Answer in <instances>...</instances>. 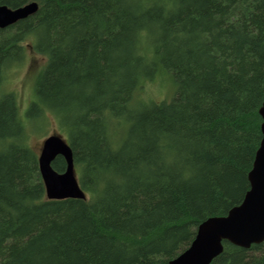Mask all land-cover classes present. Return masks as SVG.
Masks as SVG:
<instances>
[{
    "label": "trees",
    "instance_id": "16d2710c",
    "mask_svg": "<svg viewBox=\"0 0 264 264\" xmlns=\"http://www.w3.org/2000/svg\"><path fill=\"white\" fill-rule=\"evenodd\" d=\"M0 264H169L250 190L262 141L264 0H0ZM30 40V41H28ZM30 43H28V42ZM46 58L26 119L8 72ZM170 80L171 99L141 98ZM57 120L86 200H47L33 117ZM53 168L63 173L66 161ZM211 264H264L223 243Z\"/></svg>",
    "mask_w": 264,
    "mask_h": 264
},
{
    "label": "water",
    "instance_id": "95a60500",
    "mask_svg": "<svg viewBox=\"0 0 264 264\" xmlns=\"http://www.w3.org/2000/svg\"><path fill=\"white\" fill-rule=\"evenodd\" d=\"M38 9L36 2L19 8L0 6V30L27 19ZM260 115L263 119V137L248 176L250 190L244 200L226 215L203 221L190 246L169 264H211L223 253L224 242L244 249L264 243V102ZM59 156L66 161L63 173L57 172L52 166ZM39 169L47 200L87 199L76 176L72 148L61 136H49L44 141Z\"/></svg>",
    "mask_w": 264,
    "mask_h": 264
},
{
    "label": "rangeland",
    "instance_id": "374dc122",
    "mask_svg": "<svg viewBox=\"0 0 264 264\" xmlns=\"http://www.w3.org/2000/svg\"><path fill=\"white\" fill-rule=\"evenodd\" d=\"M45 65L46 58L35 53L32 48L27 47L23 63L8 72L4 89L6 92L14 94L19 115L23 119H26L29 107L35 101L36 81ZM173 95L174 87L172 83L169 79L166 80L162 77L148 82L141 92V98L157 102L169 100ZM32 122L29 127L30 137L28 144L37 153L38 157L41 154L44 141L49 136H61L66 140V136L61 133L60 126L51 113L45 114V123L37 118V114L33 117ZM76 176L78 178L77 170Z\"/></svg>",
    "mask_w": 264,
    "mask_h": 264
},
{
    "label": "flooded vegetation",
    "instance_id": "af4514ba",
    "mask_svg": "<svg viewBox=\"0 0 264 264\" xmlns=\"http://www.w3.org/2000/svg\"><path fill=\"white\" fill-rule=\"evenodd\" d=\"M260 245H263V246H264V243H262V244H260ZM250 248H251V247H250ZM250 248H249V249H250ZM263 252H264V247H263Z\"/></svg>",
    "mask_w": 264,
    "mask_h": 264
}]
</instances>
